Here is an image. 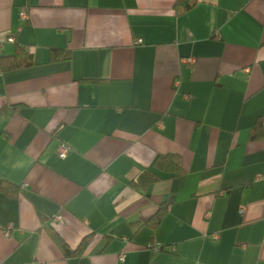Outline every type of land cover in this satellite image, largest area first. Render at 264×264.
Instances as JSON below:
<instances>
[{
  "label": "crops",
  "instance_id": "crops-1",
  "mask_svg": "<svg viewBox=\"0 0 264 264\" xmlns=\"http://www.w3.org/2000/svg\"><path fill=\"white\" fill-rule=\"evenodd\" d=\"M177 1L0 0V263L264 264V0Z\"/></svg>",
  "mask_w": 264,
  "mask_h": 264
},
{
  "label": "trees",
  "instance_id": "trees-1",
  "mask_svg": "<svg viewBox=\"0 0 264 264\" xmlns=\"http://www.w3.org/2000/svg\"><path fill=\"white\" fill-rule=\"evenodd\" d=\"M190 6L189 0H178L176 3V7H178V12L181 13L184 10L188 9ZM70 57V50H63L59 48H51L50 49V60H60L64 58ZM2 64L4 69H15L22 66L30 65L32 63V56L30 54L25 53L21 49H18L15 54L8 57H2ZM3 111V110H2ZM264 137V117H259L251 130V138H260ZM185 169L182 166L181 158L179 155L174 153H165L159 154L154 160L153 167L146 168L143 170L140 175L134 179L129 181L130 185L136 186L141 190H146L148 185L154 183L158 180L164 178H174L178 176H182L185 174ZM20 186L8 182L2 181L0 183V190L4 191L8 196L15 197L19 192ZM167 212V206L165 204L161 205L156 213L146 222V224L156 227L161 222L163 216ZM85 244V240L82 241L80 246L71 251L64 244L65 250L68 254H76L81 252Z\"/></svg>",
  "mask_w": 264,
  "mask_h": 264
},
{
  "label": "built area",
  "instance_id": "built-area-1",
  "mask_svg": "<svg viewBox=\"0 0 264 264\" xmlns=\"http://www.w3.org/2000/svg\"><path fill=\"white\" fill-rule=\"evenodd\" d=\"M21 15H22V18L25 19L27 17L26 11L23 10L22 13H21ZM10 40L13 41L14 39L13 38H10ZM137 42H142V39L139 38L137 40ZM0 46H1V44H0ZM70 150H71V148L67 144L62 143V144H60L58 146L59 155L61 157H63V158L67 156V154L70 152ZM56 219L59 220V221H61L62 220V216L61 215H57L56 216ZM172 250H175V248H173ZM121 258L124 259V255H122ZM0 264H5V263H0Z\"/></svg>",
  "mask_w": 264,
  "mask_h": 264
}]
</instances>
